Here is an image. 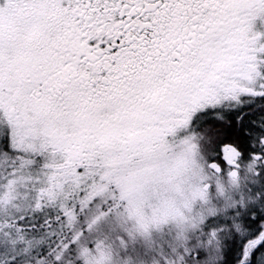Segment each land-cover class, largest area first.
Wrapping results in <instances>:
<instances>
[{
    "label": "snow or ice",
    "instance_id": "1",
    "mask_svg": "<svg viewBox=\"0 0 264 264\" xmlns=\"http://www.w3.org/2000/svg\"><path fill=\"white\" fill-rule=\"evenodd\" d=\"M0 264H264V0H0Z\"/></svg>",
    "mask_w": 264,
    "mask_h": 264
}]
</instances>
